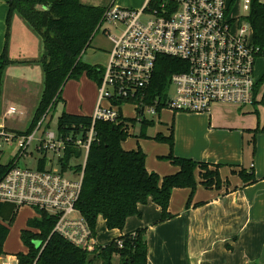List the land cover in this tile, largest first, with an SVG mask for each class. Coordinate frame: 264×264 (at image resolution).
<instances>
[{"label":"trees","instance_id":"1","mask_svg":"<svg viewBox=\"0 0 264 264\" xmlns=\"http://www.w3.org/2000/svg\"><path fill=\"white\" fill-rule=\"evenodd\" d=\"M8 6L6 24L9 25L13 13L21 18L38 34L47 55L40 63L43 69V90L35 112L29 133L37 121L46 112L50 114L59 103L64 85L69 80H78L82 75L98 85L102 77V67H91L82 62L81 57L89 48L94 34L99 30L102 16L108 6H94L82 3L81 0H5ZM252 30V40L259 49V56L264 57V3L251 0L246 17ZM7 38V34H6ZM7 41L0 55V88L4 70L17 62L10 61L6 52ZM183 61L159 56L149 88L146 90V104L161 97L169 77L185 71ZM264 82V75L261 78ZM1 92V91H0ZM138 119H127L119 116L116 122L96 121L94 138L87 153L81 192L76 203L80 216L87 222L94 233L96 222L101 218L107 230L122 231L126 220L140 217V206L151 201L160 210L159 222L171 219L168 212L169 201L173 190L188 189L190 196L186 205L189 208L197 187L196 177L205 189H220L221 179L219 165L195 162L191 159L175 157L173 148V127L169 137L155 136L154 140L165 143L170 153L163 160L168 161L178 170L176 173L158 176L148 172L145 166L146 156L138 147L135 150H124L122 143L130 137V128ZM140 121L142 138L145 130L153 126L146 119ZM91 126V116L74 115L63 112L58 117V135L65 141V148L59 160L62 174L73 171L79 174L82 163L70 165L78 160L83 151L74 144L76 137L85 140ZM257 131H253L255 134ZM254 142V137H253ZM254 151V146H253ZM45 159L39 163V170L45 167ZM10 164H0V178L9 169ZM242 186L254 184L257 180L253 171L241 169L237 173ZM9 222L16 217L18 210L12 205L0 204V217L4 211ZM56 219L44 211L35 210V216L27 220V228L21 230L20 240L26 247V253L16 255L17 264H90V255L96 254L101 264H147L146 229L121 235L104 247H97L93 253L81 250L53 233ZM9 229L0 221V255L8 237ZM121 243V247L118 243Z\"/></svg>","mask_w":264,"mask_h":264},{"label":"built area","instance_id":"2","mask_svg":"<svg viewBox=\"0 0 264 264\" xmlns=\"http://www.w3.org/2000/svg\"><path fill=\"white\" fill-rule=\"evenodd\" d=\"M239 1L246 12L244 22L228 19L236 0H145L139 10L120 8L114 0L104 11L100 27L106 23L121 28V33L111 35L105 31L113 46L102 70L91 126L85 140L79 136L73 141L85 153L77 180L53 173L47 158L49 153L60 158L65 141L71 137L43 130L40 138H35L47 122V112L29 133L10 132L0 126V164H10L0 178V204L12 205L16 210L31 207L54 216L53 233L93 253L98 247L94 233L80 216L76 203L96 121L116 122L126 104L133 106L139 116L154 117L163 111L209 114L216 104L254 105V63L259 49L246 21L251 0ZM159 56L183 61L186 70L172 74L162 96L146 104V90ZM14 113L15 109L9 108L6 116ZM33 142L35 149L44 154L43 170L18 166ZM3 145L18 149L6 164L1 163Z\"/></svg>","mask_w":264,"mask_h":264},{"label":"crops","instance_id":"3","mask_svg":"<svg viewBox=\"0 0 264 264\" xmlns=\"http://www.w3.org/2000/svg\"><path fill=\"white\" fill-rule=\"evenodd\" d=\"M259 1L264 3V0ZM7 13L8 6L5 0H0V53L6 40L4 37L7 30ZM20 29H23L22 25ZM263 75L264 66L260 67L256 74L254 105L238 108L239 110L247 108L246 115H240L228 107L229 105L216 104L209 114L190 116V119L198 120L205 125L204 137L213 146L211 148L205 146L197 157L199 162L220 166V189H205L199 184L200 178L196 177L198 184L189 208H186V205L190 190L175 189L168 208V212L173 216L171 219L159 222L160 210L149 201L139 207L140 217L134 216L126 220L124 234L146 229L147 264H264V82L261 81ZM87 82L72 85L78 86L79 92L88 90L85 96L87 102L84 104H79L78 101L75 105V101L70 99L71 94H64L66 103L67 101L68 104L71 103L67 110L68 114L83 116L91 114V109L97 101V90L94 82L91 80ZM232 124L237 128L231 129ZM251 131H257L255 151L247 144L245 151L248 152V158L244 159L242 152L243 144L247 140L245 135L248 136ZM123 145L122 143L124 150H133ZM188 157L195 159L193 155ZM145 166L148 172H153L147 166L146 160ZM159 167L157 173L153 172L158 176L171 175L178 170L166 164ZM241 169L247 172L252 170L257 181L252 185L242 186V181L237 175ZM32 217L30 214L27 220ZM112 231L116 234L114 239L123 234V230ZM5 243L3 254L0 255V264H17L16 255L26 253V248L19 247L9 251ZM114 260L117 261L116 258Z\"/></svg>","mask_w":264,"mask_h":264},{"label":"rangeland","instance_id":"4","mask_svg":"<svg viewBox=\"0 0 264 264\" xmlns=\"http://www.w3.org/2000/svg\"><path fill=\"white\" fill-rule=\"evenodd\" d=\"M113 0H81L82 3L94 6H107L108 3H111ZM145 0H115V5L123 9H132L139 10L143 6ZM229 2L231 0H228ZM246 12L242 8V2L236 0L228 19L239 18L240 21L244 22ZM7 20V18H6ZM22 25L23 29H20ZM7 26V24H6ZM6 28V27H5ZM25 30L27 32H25ZM105 31H109L111 35H119L121 33V28L117 29L113 26L104 23L99 30L94 34L90 46L81 57L83 63L91 67H106L108 63L109 53L112 50V43L106 36ZM5 33V29H4ZM7 45L6 52L7 58L10 61L17 62L13 65L8 66L2 76L1 88H0V126L4 127L10 132H21L25 133L30 130L31 124L33 122L36 109L38 107L42 90H43V69L40 63L43 55L44 49L42 47V41L38 34L21 18L18 13H13L9 25L6 30ZM250 37V32L248 33ZM5 47V46H4ZM4 49V48H3ZM3 51H1L0 55ZM262 59L258 57L254 63V78L256 80L258 70L260 67L264 66ZM89 81L86 75H82L77 80H69L63 87L61 94V101L57 103L50 114L47 117V124L42 127V129L36 134V139L38 140L41 136L42 131L51 132L58 134V117L63 112L68 113L67 111L71 105L68 101L66 103V98L64 94L70 93V99L75 101L74 104L79 101V104H84L87 102L85 96H87L88 90L78 91L77 85L80 82ZM93 82V81H92ZM88 83V82H87ZM94 85L97 90L98 95V84L94 82ZM168 95H172V88H169ZM96 102V101H95ZM96 104V103H95ZM95 104L91 109L92 116ZM229 105L232 110L239 112L240 115H246L247 108L239 110L237 105L231 104H222ZM105 106V103H103ZM215 105L210 107L212 111ZM9 108H14L15 113L11 116H6ZM136 110L130 104H126L121 108L122 118L127 119H140L143 118L151 121L153 126L148 127L145 130V136L147 138H142V128L140 121H136L132 124L130 128V137H128L124 142L123 146L126 148H132L133 150L138 147L144 151L146 154V164L152 169L153 172L160 170L161 164H166L172 167L171 164L164 161L162 158L167 157L170 153V148L165 143H160L154 140L155 136L161 135L162 137H169L171 128L173 127V148L172 153L175 157L191 159L195 162H199L198 153L205 148V146L211 148L213 145L204 137V123L199 122L198 120L190 119V116L199 115V114H190V113H175L172 111H163L159 117H154L152 115L144 114L139 116L136 114ZM173 113L175 114L173 116ZM231 129L237 128L232 124ZM248 134V133H247ZM255 134L251 131V134L245 135L247 138L244 142L242 156L243 158H248V152L245 151V146L250 145L253 151H255ZM254 137V142H253ZM147 139V140H143ZM248 144V145H247ZM36 143H32L27 150L26 158H21L18 161L19 167H26L31 170H36L39 168V163L44 157L43 153H40L35 149ZM135 148V149H134ZM3 155H1V163L6 164L10 159L14 158L17 153L16 146H5L3 145ZM254 153V152H253ZM179 155V156H176ZM195 156L190 158L188 156ZM47 158L51 160V166L49 167L53 173L62 174V169L59 164L58 157L49 153ZM85 158V153L83 152L81 157L78 160H72L70 165L76 163H82ZM77 175L73 171H66L63 173V177L66 179L77 180ZM163 176V175H160ZM5 207H8L5 204ZM4 216L1 215L0 221L9 229V234L5 243V246L9 251L18 249L19 247L26 248L20 240V232L23 229L27 228V218L31 214L35 216V209L31 207H24L18 210V213L12 222H9L8 215H6V210L4 211ZM122 235L126 233L122 231ZM130 234V233H127ZM94 237L99 247H104L109 244L116 237L115 231L107 230L104 222L99 219L96 222L94 229ZM19 254V253H18ZM97 254V253H96ZM96 254L90 255V264H101V260L96 256ZM112 264H117V261L114 260Z\"/></svg>","mask_w":264,"mask_h":264},{"label":"water","instance_id":"5","mask_svg":"<svg viewBox=\"0 0 264 264\" xmlns=\"http://www.w3.org/2000/svg\"><path fill=\"white\" fill-rule=\"evenodd\" d=\"M44 55H45V56L47 55V52H46V51H44Z\"/></svg>","mask_w":264,"mask_h":264}]
</instances>
